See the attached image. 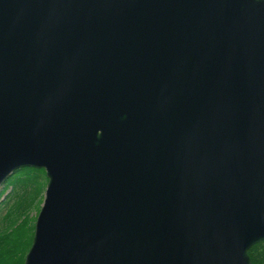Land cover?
<instances>
[{
	"label": "water",
	"instance_id": "95a60500",
	"mask_svg": "<svg viewBox=\"0 0 264 264\" xmlns=\"http://www.w3.org/2000/svg\"><path fill=\"white\" fill-rule=\"evenodd\" d=\"M24 168V264H252L264 0H0V185Z\"/></svg>",
	"mask_w": 264,
	"mask_h": 264
},
{
	"label": "trees",
	"instance_id": "16d2710c",
	"mask_svg": "<svg viewBox=\"0 0 264 264\" xmlns=\"http://www.w3.org/2000/svg\"><path fill=\"white\" fill-rule=\"evenodd\" d=\"M18 172H16L18 173L17 175L15 173L5 183V190L11 186L14 187V196H19V193L23 195L26 194L28 190L30 191L34 186H37L36 183L42 180L41 177L46 181L48 180L46 179L45 170L24 168L20 169ZM19 174H22L21 177H17ZM46 186H44V189ZM37 191H39V189H37ZM33 221L34 223L32 222L29 224L27 220H24L21 225L14 229L12 228L9 231L10 234L6 238L5 235L0 238V264L25 263L26 255L32 246L34 238L36 219ZM14 237L15 241L13 239ZM249 256L252 264H264V241L252 247L249 251Z\"/></svg>",
	"mask_w": 264,
	"mask_h": 264
},
{
	"label": "rangeland",
	"instance_id": "374dc122",
	"mask_svg": "<svg viewBox=\"0 0 264 264\" xmlns=\"http://www.w3.org/2000/svg\"><path fill=\"white\" fill-rule=\"evenodd\" d=\"M18 173H16V175ZM14 174H12L10 177H12ZM21 175L22 174H19L17 177H21ZM41 179L42 180H39V182L36 183L38 187L34 186V188H32L30 191L28 190L29 192L27 191V193L24 195L19 193V196L13 195V186L5 190V183L9 179L0 185V238L4 235L6 238L10 234L9 231L12 228L14 229L21 225L24 220H27L29 224L32 222L34 223V219L37 220L45 198L46 187L44 189V186H46L48 182V180H44L43 177H41ZM37 189H39V191H37ZM13 239L15 241V237Z\"/></svg>",
	"mask_w": 264,
	"mask_h": 264
}]
</instances>
